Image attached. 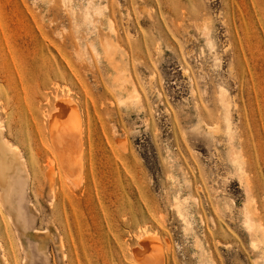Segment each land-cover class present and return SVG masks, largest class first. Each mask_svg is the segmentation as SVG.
Here are the masks:
<instances>
[{
    "label": "rangeland",
    "instance_id": "rangeland-1",
    "mask_svg": "<svg viewBox=\"0 0 264 264\" xmlns=\"http://www.w3.org/2000/svg\"><path fill=\"white\" fill-rule=\"evenodd\" d=\"M0 146V264H264V0H0Z\"/></svg>",
    "mask_w": 264,
    "mask_h": 264
},
{
    "label": "bare ground",
    "instance_id": "bare-ground-1",
    "mask_svg": "<svg viewBox=\"0 0 264 264\" xmlns=\"http://www.w3.org/2000/svg\"><path fill=\"white\" fill-rule=\"evenodd\" d=\"M57 99L58 98H56V100ZM61 99L59 98V100H57L54 111L49 115L48 128L50 139L52 141L54 161L58 166V171L60 175L63 174L69 176L72 172V168L80 169L82 166V122L79 115H77L78 110L76 111L77 107L74 106V102L71 103L70 98L69 100L67 98L64 99L66 101H63V97ZM8 150L9 149L6 150L3 146H0V180L9 184L15 182L14 186L18 191L22 166H20L19 161L14 155L8 153ZM47 174L48 176L45 175L49 178V183L51 182L52 184L53 177L50 172ZM149 234L144 237H139V243L141 244L142 249L137 251L138 256L144 264H163L162 260L164 259L162 258V249L159 248L160 246L158 245L159 243H157L155 236Z\"/></svg>",
    "mask_w": 264,
    "mask_h": 264
}]
</instances>
